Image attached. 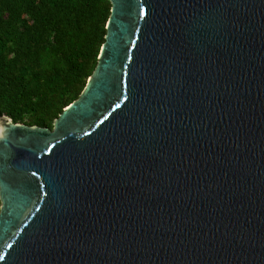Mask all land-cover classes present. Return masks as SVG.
<instances>
[{
  "label": "water",
  "instance_id": "water-1",
  "mask_svg": "<svg viewBox=\"0 0 264 264\" xmlns=\"http://www.w3.org/2000/svg\"><path fill=\"white\" fill-rule=\"evenodd\" d=\"M51 127L0 115V264H264V0H107Z\"/></svg>",
  "mask_w": 264,
  "mask_h": 264
},
{
  "label": "trees",
  "instance_id": "trees-1",
  "mask_svg": "<svg viewBox=\"0 0 264 264\" xmlns=\"http://www.w3.org/2000/svg\"><path fill=\"white\" fill-rule=\"evenodd\" d=\"M107 0H0V115L51 127L91 73Z\"/></svg>",
  "mask_w": 264,
  "mask_h": 264
}]
</instances>
